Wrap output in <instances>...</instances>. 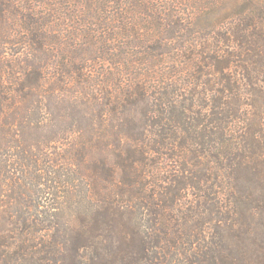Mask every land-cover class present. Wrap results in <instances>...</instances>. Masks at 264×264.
<instances>
[{
    "label": "trees",
    "instance_id": "1",
    "mask_svg": "<svg viewBox=\"0 0 264 264\" xmlns=\"http://www.w3.org/2000/svg\"><path fill=\"white\" fill-rule=\"evenodd\" d=\"M0 264H264V0H0Z\"/></svg>",
    "mask_w": 264,
    "mask_h": 264
}]
</instances>
